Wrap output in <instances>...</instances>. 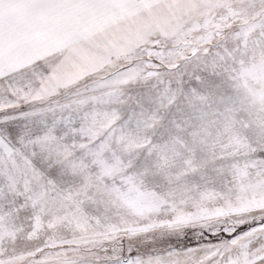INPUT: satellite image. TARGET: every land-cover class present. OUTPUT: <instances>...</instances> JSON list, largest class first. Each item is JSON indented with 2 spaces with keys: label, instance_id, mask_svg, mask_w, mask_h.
<instances>
[{
  "label": "snow or ice",
  "instance_id": "1",
  "mask_svg": "<svg viewBox=\"0 0 264 264\" xmlns=\"http://www.w3.org/2000/svg\"><path fill=\"white\" fill-rule=\"evenodd\" d=\"M0 264H264V0H0Z\"/></svg>",
  "mask_w": 264,
  "mask_h": 264
}]
</instances>
